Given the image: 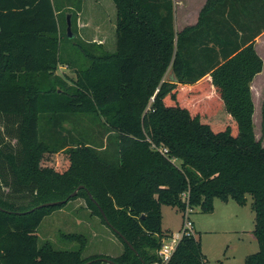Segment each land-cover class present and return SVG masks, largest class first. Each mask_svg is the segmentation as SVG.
Wrapping results in <instances>:
<instances>
[{"label":"trees","instance_id":"obj_1","mask_svg":"<svg viewBox=\"0 0 264 264\" xmlns=\"http://www.w3.org/2000/svg\"><path fill=\"white\" fill-rule=\"evenodd\" d=\"M112 1L116 46L107 51L77 33L82 0H0V264L158 263L171 234L161 206L182 211L184 194L205 213L215 198L245 205L249 194L259 249L245 264H264V144L253 134L250 88L263 68L254 43L264 0H206L178 32L173 0ZM59 65L74 66L75 79ZM82 115L103 118L109 150L71 137L64 123ZM63 130L68 139L56 136ZM77 198L121 253L83 256L78 233L62 236L75 249L38 245L42 219ZM203 261L192 234L166 264Z\"/></svg>","mask_w":264,"mask_h":264},{"label":"rangeland","instance_id":"obj_2","mask_svg":"<svg viewBox=\"0 0 264 264\" xmlns=\"http://www.w3.org/2000/svg\"><path fill=\"white\" fill-rule=\"evenodd\" d=\"M194 2L196 5H193ZM199 4L198 0L173 1V5L176 6L174 17L176 31H179L177 23L182 12L186 11L188 17L194 16ZM76 16L77 33L82 39L98 41L102 43L103 49L114 51L116 8L112 0H82L81 10ZM256 50L264 61V35L258 39ZM64 53L66 57L71 58L70 49ZM56 73L67 75L70 80L76 77L74 66L59 65ZM255 76L250 84V88L254 86V89L251 88L253 134L264 144V69ZM76 120L73 123H64V127L70 129L73 139L84 135L86 138L84 139L94 143L100 151L109 150L110 138H107L108 135H105L106 132H103L100 125L103 123L102 117L96 119L82 115ZM42 125L39 122L40 139L43 138ZM46 136L44 135L43 139L47 141ZM56 136L68 139V132L63 130ZM12 142L15 143L14 140ZM246 198L245 205H240L233 199L222 201L215 198L213 211L209 213L201 211L198 206L194 207L190 219L194 223V235L201 242L203 264H245L247 255L258 251L259 245L253 234L252 198L249 194ZM162 210V230L165 232L169 228L172 234L177 233L182 225V212L165 204L161 206V214ZM70 233L84 235L83 256L97 253L115 256L123 250L121 241L97 216L90 214L82 198L71 200L64 207L46 215L36 229L38 245L49 242L55 249L77 248V241L62 237Z\"/></svg>","mask_w":264,"mask_h":264},{"label":"built area","instance_id":"obj_3","mask_svg":"<svg viewBox=\"0 0 264 264\" xmlns=\"http://www.w3.org/2000/svg\"><path fill=\"white\" fill-rule=\"evenodd\" d=\"M162 152L166 151L165 149H161ZM183 201H185V207L182 212V225L179 231L175 234H170L169 236L163 238L160 248L157 250V254L160 258V262H156L153 264H166L175 251L177 244L182 236L184 235H192L194 234V223L190 219V214L193 212L194 208L189 206L187 201V194L183 195Z\"/></svg>","mask_w":264,"mask_h":264},{"label":"crops","instance_id":"obj_4","mask_svg":"<svg viewBox=\"0 0 264 264\" xmlns=\"http://www.w3.org/2000/svg\"><path fill=\"white\" fill-rule=\"evenodd\" d=\"M174 2L175 1H177V0H173ZM190 1H197V0H190ZM199 2H200V4H199V7H198V9H197V11H196V15H191L190 17H188V15L186 14V11H183L182 12V14H181V18H180V20L178 21L179 23H177V26H179L178 27V30L180 31L181 29H183L184 27H186V26H189V25H194L196 22H197V19H198V15H199V11L201 10V8H202V6L204 5V3H205V1L206 0H198ZM193 5H196V2H194V4ZM175 8H176V6L174 5V17H175ZM189 19H191L190 21H189ZM175 22H176V20L174 21V24H175ZM115 24V23H114ZM175 26H176V24H175ZM175 26H174V28H175ZM178 32V31H177ZM262 35H264V31L263 32H261L256 38H255V43H254V47H255V50H256V45H257V41H258V39L262 36ZM98 42V41H97ZM257 51V50H256ZM258 53V52H257ZM263 60V59H262ZM264 62V61H263ZM263 69H264V63H263V68H262V70L261 71H263ZM260 73V72H259ZM256 77V76H255ZM254 77V78H255ZM252 82V81H251ZM175 210H177L176 208H175ZM162 216H163V210H162ZM166 232H169V233H171L170 231L171 230H169V228L167 229V230H165Z\"/></svg>","mask_w":264,"mask_h":264},{"label":"water","instance_id":"obj_5","mask_svg":"<svg viewBox=\"0 0 264 264\" xmlns=\"http://www.w3.org/2000/svg\"><path fill=\"white\" fill-rule=\"evenodd\" d=\"M66 21H67V25H66V34H67V37H68V38H72V37H74V33L72 32V29H71V22H70V15H69V14H68L67 17H66ZM81 188H83V185H79V186H77L76 189L73 190V191L69 194V196H68L66 199H64V200H62V201H60V202L63 203V202H65V201H67L70 197L75 196L76 193L78 192V190L81 189ZM90 197H91V196H90ZM51 204H54V202L44 203V204H41V205H39V206H47V205H51ZM101 213H102V216H103L105 222H106V223L112 228V226L109 224V222H108L106 216L104 215V213H103L102 211H101ZM112 229H113V228H112ZM113 230L116 231V232H118L116 229H113ZM118 233H119V232H118ZM121 237L125 240V238H124L122 235H121ZM125 241L128 243L127 240H125ZM128 244H129V243H128ZM129 246H131V244H129Z\"/></svg>","mask_w":264,"mask_h":264}]
</instances>
